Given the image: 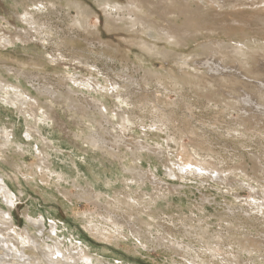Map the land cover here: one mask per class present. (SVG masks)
<instances>
[{
	"label": "rangeland",
	"instance_id": "374dc122",
	"mask_svg": "<svg viewBox=\"0 0 264 264\" xmlns=\"http://www.w3.org/2000/svg\"><path fill=\"white\" fill-rule=\"evenodd\" d=\"M73 1L93 8L89 23L98 28V35L87 38L68 32L77 11L68 8L67 0H0V36L15 35L20 28L34 35L39 29L42 36L13 45L0 42L1 75L32 93L30 103L18 107L0 98V175L14 194L10 204L0 192V233L15 241L21 257L27 256V260L11 256L6 264H27L35 252L18 246L21 233H29L43 246L59 247L68 257L65 264H88L82 247L94 264H264V114H256L263 109L256 104L264 107V98H258L260 91L264 95V83L257 79L264 78V54L256 53H264V22L252 13L264 0H218L222 3L208 8L198 1L170 9L162 0H150L156 4L152 17L156 31L168 24L180 31L187 28L193 33L187 41L156 31L133 34L121 22V28L109 31V19L94 0ZM41 2L56 3L63 10L49 13ZM23 10L33 12L41 26L31 29L19 23ZM113 11L111 18H128L125 12ZM64 32L74 40L61 44L57 33ZM142 40L155 50L148 53ZM218 43L233 48L246 43L251 67L262 69L243 77L248 83L241 87L219 80L206 65L218 66L213 50ZM227 67L240 75L238 63L231 61ZM187 73L211 75V88H194ZM170 75L185 79L184 88ZM73 77L82 83L74 85ZM108 79L120 83V89H113ZM90 80L99 86L93 85L92 92L80 88ZM101 84L107 86L106 92ZM240 107L253 110L245 113ZM125 117L133 119L131 124L124 125ZM3 128L13 133L9 142ZM91 130L102 134V150L90 143L88 136L95 135ZM119 138L121 142H116ZM191 157L211 163L219 174H179L182 158ZM172 169L176 177L170 175ZM133 178L137 180L132 182ZM94 182L100 194H95ZM109 214L121 222L119 227L105 218ZM201 229L209 231L207 242L197 237ZM56 258L62 260L59 254Z\"/></svg>",
	"mask_w": 264,
	"mask_h": 264
},
{
	"label": "bare ground",
	"instance_id": "6f19581e",
	"mask_svg": "<svg viewBox=\"0 0 264 264\" xmlns=\"http://www.w3.org/2000/svg\"><path fill=\"white\" fill-rule=\"evenodd\" d=\"M102 9L103 11H105V14L107 16V18L109 19L108 23H107V28L109 29V31H113V30H117L119 28H121L119 26V23L118 22H121V23H124L128 26V29L130 30V32H132L133 34H136L138 30H140L143 33L145 32H148L149 34H151L152 32H155L156 31V24H155V21L152 20V17L153 15L155 14V10H156V4L152 3L150 0H128V3L127 5L125 6H121V4L115 2L114 0H94ZM155 1V0H154ZM158 1V0H157ZM163 2H166L169 6V9L171 8V6L173 4H181L182 6L184 7H188L190 6L191 3H196L198 1H202L204 2V4H201L203 5V8H208L206 5L208 6H214L217 2H220L218 0H162ZM239 0H233L232 2L234 3H237ZM94 2V3H95ZM222 3V2H220ZM231 3V2H230ZM39 6L42 8V9H46L48 10L49 13H54V12H57L59 8H61V11L63 10L62 6H59L57 5L56 3H50V2H41V3H38ZM200 4V3H199ZM199 4H197L198 6H200ZM224 4V3H223ZM264 4V3H263ZM159 5V4H158ZM231 5V4H230ZM245 5V4H244ZM243 5V6H244ZM253 5V4H252ZM67 6L68 8H73L77 11V16L72 20L71 24H70V28L68 29V32L74 34L75 36L76 35H81V34H84V37L86 36L87 38H93L95 35H98V28H92L90 26V19L93 17L92 15L95 13L93 11V8L90 7L88 4H83L81 2H78V1H73V0H67ZM194 6V5H193ZM192 6V8H193ZM222 6V5H221ZM220 6V7H221ZM226 6V5H225ZM235 6V5H234ZM176 7V6H175ZM173 7V9L175 8ZM191 7V6H190ZM148 9V13L146 14V10L144 11V9ZM177 8V7H176ZM183 7H181L182 9ZM224 8V7H223ZM184 9V8H183ZM182 9V11H183ZM190 9V8H188ZM115 10V11H118V12H125L127 13V16L128 18H126V15L122 17V19H118L116 20V18H111L112 17V11ZM162 12H165L164 15L168 14V9L166 7H163L162 9ZM71 11V10H70ZM176 11V10H175ZM60 12V11H58ZM57 12V13H58ZM114 12V11H113ZM184 12H187V11H184ZM192 12V10H191ZM198 12V11H197ZM235 12V11H234ZM239 12H244V10H239ZM63 13V12H62ZM65 13H67L65 11ZM180 13V12H179ZM183 13V12H182ZM188 13V12H187ZM200 13V12H199ZM203 13V12H201ZM253 13V17L254 18H259L261 19L263 22H264V5L260 8H257ZM251 13V15H252ZM116 14V13H115ZM194 14V13H193ZM178 15V14H177ZM92 16V17H91ZM111 16V17H110ZM183 16V15H182ZM190 16V15H189ZM188 16V17H189ZM203 15H200V17H198L196 15V18H200L202 17ZM205 16V15H204ZM203 16V17H204ZM18 18H19V23H22L24 25H27L29 26L31 29H37V27H40L41 25L39 24V20H38V17L33 13V12H29V11H25L23 10L22 12L19 13L18 15ZM154 18V17H153ZM190 19H192L191 17H189ZM195 18V17H194ZM181 19V18H180ZM188 19V18H187ZM242 19V18H241ZM6 20V19H5ZM4 20V21H5ZM3 21V22H4ZM164 21V19H163ZM189 21V20H187ZM196 21V20H195ZM199 21V20H198ZM238 21V20H237ZM5 22H8V21H5ZM193 22V21H192ZM241 22V21H240ZM243 22V21H242ZM9 23V26L11 25L10 22ZM42 23V22H41ZM191 23V21L189 22ZM47 24V23H46ZM167 24V23H166ZM192 24V23H191ZM45 25V24H44ZM50 25V23H49ZM48 25V26H49ZM157 25H160V24H157ZM173 25V24H172ZM190 25V24H189ZM245 25V24H244ZM22 26V25H21ZM47 26V27H48ZM192 26V25H191ZM263 26V25H262ZM26 27V26H25ZM46 27V28H47ZM233 27V26H231ZM29 28V29H30ZM51 28V27H50ZM180 28V27H179ZM190 28V27H189ZM193 28V26H192ZM42 29V28H40ZM54 29V28H53ZM159 29V28H158ZM191 29V28H190ZM206 29V28H205ZM20 31L15 34V35H11L9 34V36H7L8 33H4L2 36H0V42L1 43H7V44H12L15 43L16 41H32V40H37L39 41L40 38L38 36H41V33L39 29H37L35 32H36V35L34 34H31V32L29 30H25V29H22L20 28L19 29ZM51 30V29H50ZM137 30V31H136ZM232 30V29H231ZM231 30H229V32H231ZM47 31V29H45V32ZM59 31V30H58ZM243 31H245L243 29ZM242 29H241V32H243ZM34 32V31H33ZM51 32V31H50ZM61 32V31H60ZM95 32V33H94ZM157 33H160L161 35H164V37L168 36L171 38V36H177L179 38V40H185L187 41L188 38H191L192 37V34L189 29L187 28H184L182 31L178 30L176 27L173 28V27H170L169 24L168 26L166 27H162V29L160 28L159 31H156ZM240 32V33H241ZM54 33V32H53ZM47 34V33H46ZM49 34V33H48ZM55 34V33H54ZM59 35V39L60 40V43H64V41H73L72 40V35L71 37H67V34L66 32L64 33H57ZM56 34V36H57ZM44 35V34H43ZM49 36V35H48ZM47 36V37H48ZM52 36V35H51ZM82 36V35H81ZM80 36V37H81ZM234 36V35H233ZM238 36V34H237ZM243 36V35H242ZM42 37V36H41ZM54 37V36H53ZM58 37V36H57ZM194 37V36H193ZM55 38V37H54ZM86 38V39H87ZM98 38V37H97ZM173 38V37H172ZM244 38V36H243ZM46 39V38H45ZM56 39V38H55ZM56 39V40H57ZM79 39V38H78ZM55 40V41H56ZM58 40V41H59ZM85 40V39H84ZM101 40V39H100ZM42 41H45V40H42ZM178 41V40H177ZM174 42V41H173ZM183 42V41H182ZM189 42V41H188ZM187 42V43H188ZM19 43V42H18ZM96 43V42H95ZM22 44V43H21ZM92 44V43H91ZM99 44V43H98ZM4 45V44H3ZM95 45V44H94ZM100 45V44H99ZM141 46H143L146 51L148 52H152L154 51V45L153 44H150L146 41H141ZM185 45V44H184ZM226 44H223V43H218V44H214V48L213 50H215L214 52V57L215 56H218V60L220 62H218V66L217 67H212V65L210 66L209 63H206L207 66L210 67L211 71L213 73H217V76L216 78H223V79H226V83H229L234 86H242L244 83L246 84V82L248 83V81H245L243 80L242 78L245 77V76H248L249 73H252V74H255L256 73H259L260 69H257V68H254V67H251L250 65V58H251V54H250V48L247 46V44H243V46H241L240 48H233L231 46H225ZM58 47V46H57ZM91 49V48H90ZM157 51V50H156ZM148 52V53H149ZM158 53V52H156ZM212 53V52H211ZM257 54H259V56H262L264 53L262 51H258L256 52ZM155 54V53H154ZM160 54V53H159ZM179 56L182 58V60L184 61V58H183V55H180ZM169 57V56H168ZM80 58V57H79ZM78 58V59H79ZM216 58V57H215ZM260 58V57H259ZM73 59V58H72ZM76 58V60H78ZM180 59V58H179ZM201 60V58L199 59V61ZM54 61V60H53ZM59 61V60H58ZM82 61V60H80ZM179 61V60H178ZM202 62H204V60H201ZM211 61V60H210ZM236 62L240 65V75H238L237 73H234V72H230V71H227L229 68L227 67V63L229 62ZM51 62V61H50ZM207 62H209V59L207 60ZM184 64L183 65H186L187 62L184 61L183 62ZM182 65V67H184ZM237 65V64H236ZM219 67L222 68V70L219 69ZM41 68V67H40ZM144 68V67H143ZM228 68V69H227ZM36 69V68H35ZM239 69V68H238ZM182 70V68H181ZM230 70V69H229ZM234 70V69H233ZM237 70V69H236ZM141 71V70H140ZM185 72V70H183ZM182 71V72H183ZM210 71V72H211ZM225 71V72H224ZM102 72V71H101ZM183 72V73H184ZM23 73V72H22ZM97 73H100V72H97ZM3 74V73H2ZM9 74V73H8ZM24 74V73H23ZM147 75H149L148 73H146ZM211 74V73H209ZM79 76V75H78ZM171 76V75H170ZM190 76V79L193 80L192 83L190 82V84L194 87V88H197L198 90H204V89H210L211 86L209 85L210 83H212V76L210 75H204V76H200V75H197V74H192V73H187V75L185 77H189ZM215 76V75H213ZM93 77V76H92ZM104 77V76H103ZM149 77V76H148ZM65 78V77H64ZM157 78L159 80L163 79L162 77H160L159 75H157ZM215 78V79H216ZM149 79V78H148ZM151 79V78H150ZM172 80V82L176 85V86H181L184 88V86L186 85V80L183 79V78H178L176 76H171L170 78ZM222 79V80H223ZM258 79V82L262 79V81L260 83H264V78H257ZM256 79V80H257ZM72 82L75 84H79L82 83V81H79L78 79L76 78H71ZM109 80V79H108ZM248 80V79H247ZM153 81V79H152ZM64 82H66L64 80ZM97 82V81H96ZM110 84L113 86V89H117L119 87H121V84L120 83H116L114 80H109ZM224 82V81H223ZM148 83V82H147ZM201 84H204L201 85ZM224 83H222L223 85ZM252 84H254V82H252ZM69 85V84H68ZM78 85V86H79ZM82 86L80 88H82L83 90H86V91H91L89 89H93L94 86H99V82L97 83H93V81L91 82V80L89 82H85L84 84H81ZM94 85V86H93ZM227 85V84H226ZM256 85V84H254ZM225 86V85H223ZM77 87V86H76ZM138 87V86H137ZM244 88L246 86H243ZM258 87V86H257ZM72 88V87H71ZM98 88V87H97ZM100 88H102L105 92H106V88L107 86H103L102 84L100 85ZM232 88V87H231ZM38 89V88H37ZM45 89V88H44ZM56 89V88H55ZM95 89V88H94ZM122 89V88H121ZM196 89V90H197ZM250 89V88H249ZM260 89V88H259ZM81 90V89H80ZM102 90V91H103ZM42 91V90H41ZM95 91V90H94ZM92 92V91H91ZM104 92V93H105ZM116 92V91H115ZM3 93L5 94V96H3ZM60 93V92H59ZM96 93V92H95ZM118 93V92H116ZM114 93V94H116ZM120 93V92H119ZM122 93V92H121ZM202 93V92H201ZM260 95H259V99H262L264 98V95H262L261 91L259 92ZM100 94H101V91H100ZM108 94V92L106 93ZM91 95V94H90ZM102 95V94H101ZM257 95V94H256ZM88 96V95H87ZM103 96V95H102ZM129 96V95H128ZM70 97V96H69ZM105 97V96H104ZM108 97V96H107ZM115 97V96H114ZM117 97V96H116ZM115 97V98H116ZM125 97V96H124ZM0 98L3 99L6 103L12 105V106H23L25 104H28L29 100H32V93L29 92L27 89L24 88V86L22 85V83H17V84H14L12 83L11 81H9L8 79L4 78L1 73H0ZM73 98V96H72ZM119 98V97H117ZM121 98V97H120ZM119 98V99H120ZM244 98V97H243ZM89 99V98H88ZM126 99V98H125ZM252 99V98H251ZM258 99V100H259ZM71 100V98H70ZM124 100V99H123ZM130 100V99H129ZM36 101V100H35ZM184 101V100H183ZM239 101V100H238ZM252 101V100H251ZM97 103H100L101 104V108L104 109L105 111H107V106H105V104L99 100H96ZM30 103V102H29ZM110 103V102H109ZM247 103V101H246ZM249 103V102H248ZM36 104V103H35ZM30 105V104H29ZM82 105V104H81ZM258 107H262L263 109L261 110L258 109V111L260 113H256L257 114V117H261V115L264 114V107L263 106H259L258 104H256ZM67 106V105H66ZM83 107V106H82ZM100 108V109H101ZM134 108V107H133ZM249 108V107H248ZM26 109V108H25ZM39 107H37L34 111H38ZM176 109V108H175ZM241 111H244L245 113H250L251 110H253V108H244V107H240L239 108ZM21 111V110H20ZM183 112V111H182ZM110 113V112H109ZM28 114V113H27ZM43 114L46 116L47 113L46 112H43ZM111 114V113H110ZM237 114V113H236ZM106 115V114H104ZM117 115V114H116ZM115 115V116H116ZM132 115V114H131ZM255 116V114H253ZM82 117V116H80ZM120 117V116H118ZM250 117V115L248 116ZM48 118V116H47ZM50 119V117L48 118ZM87 119V118H86ZM118 119V118H117ZM188 119V118H187ZM133 120V119H132ZM130 118L128 117H125L123 119L124 121V125L125 124H131V121H132ZM90 121V119H89ZM95 121V120H94ZM157 123V122H156ZM157 125V124H156ZM164 125V124H162ZM38 126V125H37ZM100 126V125H99ZM159 126V125H157ZM29 127V126H28ZM37 128V127H36ZM96 128V127H95ZM101 129H102V126H101ZM39 134L43 135L41 129L38 127L37 128ZM104 130V129H103ZM83 131V130H82ZM93 131V130H91ZM90 131V132H91ZM3 132H4V137L6 139V141L9 142L10 140V137L13 136V133H10V131L8 130V128H3ZM31 132V131H30ZM95 133V135H92V136H88V139L90 140V143L92 144L93 148L95 149H99V150H102L103 149V137H102V134L100 135L99 133H97V130H94L93 131ZM100 132V131H99ZM157 132V131H156ZM2 133V132H1ZM34 133V132H33ZM84 133V132H83ZM92 134V133H91ZM124 134V133H123ZM146 134V133H145ZM33 134L27 133V136L28 137H32ZM241 135V134H240ZM44 140V139H43ZM87 140V139H86ZM88 140V141H89ZM87 141V142H88ZM6 142V144L8 143ZM116 142H121L120 141V138L117 139ZM127 143V142H126ZM14 144V143H13ZM87 145V144H86ZM172 146V145H171ZM107 147V146H106ZM8 148V147H7ZM119 149L121 147H118ZM160 148V147H159ZM194 148V147H193ZM163 149V148H162ZM169 149V148H168ZM107 150V149H106ZM205 150V149H204ZM104 151V150H103ZM59 152V151H58ZM16 153V152H15ZM120 153V152H119ZM112 154V153H111ZM122 154V153H121ZM170 154V153H169ZM208 154V153H207ZM120 155V154H119ZM169 156V155H168ZM139 157V156H138ZM186 157V156H185ZM190 157V156H188ZM197 157V156H196ZM200 157V156H199ZM157 158V157H156ZM10 159V158H9ZM188 158H182V163H181V168L178 169V173H184L185 175H189V174H193L194 176H199V177H206L208 176L207 174H213V173H216V174H219L220 171H218L214 165H212L211 163H208L207 161H199L197 162V160L194 158V157H191L187 160ZM144 160V159H143ZM5 161L4 163L5 164H10L8 160H3ZM16 162V161H15ZM156 164V163H155ZM136 165V164H135ZM26 166V165H25ZM53 167V166H52ZM175 167V166H174ZM54 169V167H53ZM2 170L1 167H0V174L2 173ZM42 170V169H41ZM173 171H171L170 175L171 176H174L176 177V173L174 171V169H172ZM144 172V171H143ZM54 173H57V170H55ZM34 174V173H33ZM140 174V173H139ZM3 176V175H2ZM0 175V192L1 194L3 195V197L7 200L8 203L12 202L10 201L11 198L14 196L13 192L11 193V189L9 188V186L7 185V183L3 180V177ZM63 176L64 174L63 173H59V177L61 179H63ZM184 176V175H183ZM182 176V177H183ZM257 176V175H256ZM142 177V176H141ZM140 177V178H141ZM185 177V176H184ZM212 177V176H211ZM94 180H97V178L94 176L93 177ZM42 179V178H41ZM143 179V178H142ZM156 179V178H154ZM30 180V179H29ZM137 179L133 178L131 179V181H135ZM208 181V180H207ZM95 183V182H94ZM196 183V182H195ZM216 183V182H215ZM209 185V184H207ZM200 186V185H199ZM207 190V189H206ZM167 191V190H166ZM94 192L95 194H100L99 191H98V186L97 184L95 183L94 185ZM127 192V191H126ZM193 192V191H192ZM173 193V192H172ZM204 193V192H203ZM160 195V194H159ZM96 196V195H95ZM161 196V195H160ZM11 197V198H10ZM206 197V196H205ZM14 198V197H13ZM188 198V197H187ZM253 198V197H252ZM118 199V198H117ZM116 199V200H117ZM152 199V198H151ZM93 200V199H92ZM96 200V199H95ZM143 200V199H142ZM152 201V200H151ZM154 201V199H153ZM167 201V200H166ZM118 202V200H117ZM120 202V201H119ZM252 202V200H251ZM11 204V203H10ZM135 204V203H134ZM145 204V203H144ZM150 204V203H149ZM255 204V203H254ZM170 205V204H169ZM257 205V203H256ZM259 205V204H258ZM136 206V205H135ZM235 206V205H234ZM152 207V206H151ZM259 207V206H258ZM261 207V206H260ZM215 209V208H214ZM127 210V209H126ZM133 210V209H132ZM125 211V210H124ZM147 211V210H146ZM108 212V211H107ZM216 212V211H215ZM252 212V211H251ZM2 213V212H0ZM109 213V212H108ZM143 213V212H142ZM146 213V212H145ZM167 214V213H166ZM6 215V214H5ZM31 215V214H30ZM141 215V214H140ZM168 215V214H167ZM12 217V215H9ZM92 216V215H91ZM150 216V215H149ZM161 216V215H160ZM3 217V216H2ZM7 217V216H6ZM29 217V216H28ZM221 217V216H220ZM8 218V217H7ZM10 218V217H9ZM107 219H109L110 221H113V224L116 226V227H119V225H121V222L120 221H114L116 220V218L113 220V216L109 214V218L108 216L105 217ZM128 218V217H127ZM4 219V218H3ZM2 219V220H3ZM153 219V218H152ZM29 220L30 222L33 221V219L31 217H29ZM54 220V219H53ZM120 220V219H119ZM180 220V219H179ZM252 220V219H251ZM183 221V220H182ZM55 220L53 221V225L54 227L56 226L55 224ZM107 222V221H106ZM140 222V221H139ZM32 223V222H31ZM37 223V222H35ZM165 223V222H164ZM191 223V222H190ZM42 224V223H41ZM108 224V223H107ZM152 225V224H151ZM211 225V224H210ZM36 227V226H35ZM158 227V226H157ZM184 227V226H183ZM243 227V226H242ZM96 228V227H95ZM98 228V227H97ZM160 228V227H159ZM92 229V228H91ZM166 229V228H165ZM194 229V228H193ZM53 230V229H52ZM107 230V229H106ZM27 231V230H26ZM94 231V230H92ZM143 231V230H142ZM232 231V230H231ZM101 229H98V233L101 234ZM141 232V231H139ZM138 232V233H139ZM187 232V231H186ZM254 232V231H253ZM115 233H118V230L115 232ZM198 233V232H197ZM195 233V234H197ZM188 234V233H187ZM244 234V233H243ZM121 235V234H120ZM140 235V233H139ZM208 235H209V231L208 230H203L201 229L200 232L197 234V237L200 238V240H202L203 242H207V238H208ZM255 235V234H254ZM10 237V236H9ZM9 237H4L1 235L0 233V262L2 264H6L7 262H10L9 259L10 257H14L15 259H19V258H24L26 256V254L22 253V256L21 257V251H19L20 249L19 248H16L14 246L13 243H15V241H11L13 239H10L9 240ZM20 240L18 242V246H21V248H30V249H33L35 250V252H32L30 253L29 255V259H28V262L27 264H42L44 262V259L48 262L47 264H65V261L68 260V257H65L64 254L62 253L63 251H61V249H58L59 247L56 246H51V245H46V246H43L41 245L40 243H38V239L31 236L29 233L27 234H24V233H21L20 234ZM142 237V236H141ZM161 237V236H160ZM151 238V237H150ZM220 240V239H219ZM166 241V240H165ZM185 241V240H184ZM210 241V240H209ZM173 242V241H172ZM162 243V242H161ZM201 243V242H200ZM16 244V243H15ZM154 244V243H153ZM192 244V243H191ZM209 244V243H208ZM221 244V243H220ZM17 245V244H16ZM56 245V244H55ZM81 245H84V242H81ZM203 245V244H202ZM59 246V244H58ZM86 248H88L87 246L88 245H84ZM166 246V245H165ZM175 246V245H174ZM203 247V246H202ZM209 247V246H208ZM245 249L244 246H241ZM23 249V250H24ZM155 249V248H154ZM261 249V248H260ZM48 250V251H46ZM88 250V249H87ZM173 250V249H172ZM210 250V248H209ZM208 250V251H209ZM246 250V249H245ZM81 251L83 253V255L85 256V258H87V260L89 261H86L88 264H94L93 262V258L91 256H89L86 251L84 250V248L82 247L81 248ZM181 251V250H179ZM211 252L213 250H210ZM31 252V251H30ZM160 252V251H159ZM217 252V251H216ZM19 253V254H18ZM81 253V256H83ZM56 254H59L62 256V260L59 259V258H56L54 259V256ZM75 255V254H74ZM264 255V254H263ZM80 256V258L82 259V257ZM27 257V256H26ZM25 257V258H26ZM31 257V258H30ZM42 257L44 259H42ZM13 258V259H14ZM71 258V257H70ZM73 258V257H72ZM12 259V260H13ZM74 259V258H73ZM20 260V259H19ZM27 260V258H26ZM71 260V259H70ZM75 260V259H74ZM256 261V260H255ZM21 262V261H20ZM19 261H13L12 264H21ZM76 262V260H75ZM45 263V262H44ZM190 263V262H189ZM23 264V262H22ZM25 264V262H24ZM77 264V263H76ZM261 264V263H260Z\"/></svg>",
	"mask_w": 264,
	"mask_h": 264
}]
</instances>
